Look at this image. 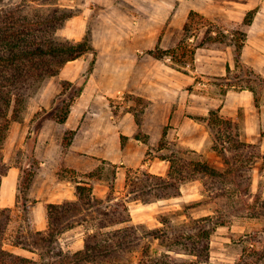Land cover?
<instances>
[{
	"label": "rangeland",
	"instance_id": "obj_1",
	"mask_svg": "<svg viewBox=\"0 0 264 264\" xmlns=\"http://www.w3.org/2000/svg\"><path fill=\"white\" fill-rule=\"evenodd\" d=\"M24 2L0 0V9ZM44 2L47 4L28 3L26 10L47 11L56 6L76 10V18L69 23L71 39L57 34L60 38L82 40L88 33L93 52L80 58L84 60V70L72 86L66 83L69 80L59 79V75L45 79L29 99L22 119L10 126L3 157L8 169L19 172V180L4 248L38 259L37 254L13 247L11 236L19 226L30 231L46 228L47 205L75 199L73 180L88 182L97 197H105L109 188H113L115 196H123L128 172L132 176L146 171L164 176L169 163L158 156H169L182 149L194 150L211 166L222 169V158L213 151L211 138L194 116H205L209 110L219 109L223 116L239 124L243 140L261 145L264 89L256 107L251 91L229 89L223 94L219 85L223 82L215 78L226 75V64L233 70L230 79L242 75L241 69L235 67V47L230 43L242 38V33L247 38L249 27L244 18L249 11L259 10L264 0ZM191 11L211 20L227 37L224 43H206L207 29L202 28L192 40L195 44L204 43L196 51L194 68L177 70L168 58L154 56L176 46ZM249 40L244 57L241 50V60L264 76V18ZM244 43L247 44V39ZM93 72L98 75L106 98L100 95L84 111L75 130L63 131L61 124L46 115L81 85L84 87ZM142 93L149 97H143ZM80 106L84 108L81 103ZM164 130L166 136L161 146ZM261 152L264 154V149ZM251 190L264 198V159L253 165ZM1 192L10 194L7 185ZM128 204L139 233L161 228V217H167L175 228L215 210L198 180L183 183L177 197L149 204L139 201ZM262 228L264 218L233 217L231 223L213 233L209 260L198 264H237L243 250L240 237ZM83 237V228L76 227L62 233L58 242L63 250L76 251L83 247ZM144 243L162 251L151 237ZM141 245L134 249L129 264H137Z\"/></svg>",
	"mask_w": 264,
	"mask_h": 264
},
{
	"label": "trees",
	"instance_id": "obj_2",
	"mask_svg": "<svg viewBox=\"0 0 264 264\" xmlns=\"http://www.w3.org/2000/svg\"><path fill=\"white\" fill-rule=\"evenodd\" d=\"M50 0L26 2L0 9V185L8 167L3 157V147L13 122L20 121L26 112L29 99L47 78L56 77L69 61L93 52L87 35L82 40L60 38L57 34L77 11L65 7L49 10H26L28 3L47 4ZM256 10L249 11L244 24L249 26ZM206 28V43H224L227 37L211 20L191 11L183 26V37L175 47L162 50L155 58H168L177 70L194 68L195 55L204 43L195 44L198 32ZM246 34L231 40L235 47V67L242 75L231 78L233 70L226 66V75L215 79L223 82L222 93L229 89L249 90L259 107L260 92L264 89V76L255 73L241 60ZM72 86L71 82H66ZM64 86V85H63ZM66 89H63V91ZM83 90L81 85L61 100L46 117L59 124L65 123L70 108ZM193 119L205 127L212 140V149L223 161V168L211 166L201 154L182 149L169 156L158 157L169 163L164 176L148 171L131 175L127 173L123 196H115L109 188L105 197H97L92 185L73 180L74 200L49 203L46 207L47 227L43 230H23L19 226L11 236L13 247L38 255V259L17 254L4 248L9 224L10 208H0V264H129L134 249L145 239L157 240L162 251L141 245L137 264H198L210 257V238L219 227L227 226L233 217L264 218V198L253 193L252 168L264 159L260 146L241 138L239 124L223 116L219 109L209 110L205 116ZM137 123H139L137 118ZM264 136V132L262 133ZM166 130L162 133L164 145ZM126 137H123L125 139ZM138 139L137 136L134 137ZM92 174L89 175L91 177ZM201 182L208 201L215 210L205 216L192 218L187 223L172 228L167 217H161V228L139 233L132 222L130 201L149 204L157 200L180 195L181 185L187 181ZM82 227L83 247L76 251L63 250L58 238L67 230ZM242 255L237 264H264V228L244 234Z\"/></svg>",
	"mask_w": 264,
	"mask_h": 264
},
{
	"label": "crops",
	"instance_id": "obj_3",
	"mask_svg": "<svg viewBox=\"0 0 264 264\" xmlns=\"http://www.w3.org/2000/svg\"><path fill=\"white\" fill-rule=\"evenodd\" d=\"M74 18L76 17L70 18L67 21V24L65 25V27H62L61 29H59L57 33H59V35H66L67 38L71 39V34L69 32V23L74 21ZM263 18H264V3L259 7V10L256 11V14L253 18L252 23L248 26L249 29H248L247 38H246L247 44L244 43L242 57L245 56L246 49L248 48V42H250L249 39L253 33V30L255 29L256 25H258V22L262 21ZM60 31H63V32H60ZM76 40L78 41L77 38ZM84 65H85L84 60H81L80 58L67 62L59 73V79L69 80L71 83H73L75 80L78 79L79 75L84 70ZM227 65L228 64H226V66ZM226 66H225V70H226ZM142 82L144 83L145 80H142ZM104 94L106 93H103L102 91V84L101 82L98 81V75L95 72L91 73L86 83L84 84L81 95L76 99L77 104L71 106V110L67 117V120L65 121V123L61 124L63 127L62 128L63 131L64 130L65 131L75 130L78 127L81 121V118L83 117L84 111H86L89 107H91V105H93L94 102H97L98 97H100V95L103 98H106ZM142 96L145 98L149 97L143 93H142ZM80 103L82 107L84 108H81ZM78 111L80 112V114L77 113ZM260 144H261L260 145L261 149H264V137L260 141ZM18 180H19V172L16 171L14 168L8 169L7 174L6 176L2 178L1 185H0V208H11L15 204V201H16L15 191L17 189ZM4 185L8 186L9 192H10L9 195H4L3 192H1V190L4 188Z\"/></svg>",
	"mask_w": 264,
	"mask_h": 264
}]
</instances>
